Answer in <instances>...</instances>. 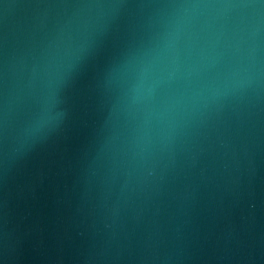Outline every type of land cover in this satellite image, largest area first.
Listing matches in <instances>:
<instances>
[{
    "label": "water",
    "instance_id": "1",
    "mask_svg": "<svg viewBox=\"0 0 264 264\" xmlns=\"http://www.w3.org/2000/svg\"><path fill=\"white\" fill-rule=\"evenodd\" d=\"M0 264H264V0H0Z\"/></svg>",
    "mask_w": 264,
    "mask_h": 264
}]
</instances>
